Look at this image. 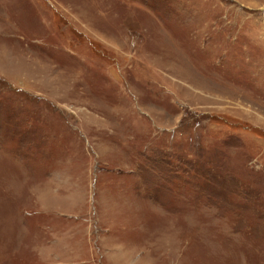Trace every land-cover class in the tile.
<instances>
[{"label":"rangeland","instance_id":"rangeland-1","mask_svg":"<svg viewBox=\"0 0 264 264\" xmlns=\"http://www.w3.org/2000/svg\"><path fill=\"white\" fill-rule=\"evenodd\" d=\"M0 264H264V0H0Z\"/></svg>","mask_w":264,"mask_h":264}]
</instances>
